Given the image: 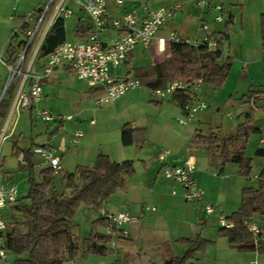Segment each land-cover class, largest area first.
<instances>
[{"label": "crops", "instance_id": "obj_1", "mask_svg": "<svg viewBox=\"0 0 264 264\" xmlns=\"http://www.w3.org/2000/svg\"><path fill=\"white\" fill-rule=\"evenodd\" d=\"M47 2L48 0H22V6L25 8L28 5L26 9L30 11L38 10ZM217 2L220 0H210L202 8L195 0L198 13L196 14L197 24L190 22V17H187L186 25L168 21L159 30L158 36L168 39L172 34H176L191 40L202 36L203 32L199 29L200 24L203 20L212 19L211 16L215 11L213 5ZM107 5L110 13L115 17H122L125 13L136 9L141 19L150 10L159 7L150 5L148 0H123L121 5L116 0H107ZM22 6H12L11 0H0V58L8 61H12L18 54L19 36L15 35V31H18L25 21L22 19L25 17ZM78 8V19L73 22L75 25L73 36L69 37L66 30L67 40H81L75 36V29L79 22L89 19V16L79 6ZM74 12L73 10L72 16ZM230 16L234 17V14L231 12ZM211 30L213 32L223 31L218 26ZM119 34V29L109 26L102 33V39L108 44ZM137 54L145 56L147 61L140 65H133ZM44 63L45 57L40 58L35 63L33 71L39 72ZM147 65L156 64L149 50L142 44H138L123 65L111 66V72L120 77L136 76L134 68ZM1 67L4 66L0 64ZM247 70L245 71L242 65L243 74L247 73ZM0 75L2 76L1 73ZM3 78L2 76V80ZM229 79L230 76L222 90L228 86ZM41 84L43 98L37 106L50 110L57 119L45 122L36 116L35 108L22 109L14 113L9 123V131L13 129V132L0 142V165L5 159L1 152L2 144L17 135V129L23 118H28L30 123L32 144L19 147L28 149L32 146V148L50 146L60 156L64 174L74 172L80 166L94 165L100 154H105L116 162L132 160L135 163V172L127 176L125 185L107 199L101 208L83 206L85 208L83 210H88L89 213L94 211V216H91L86 224L75 220L74 231L78 236H88L92 221L102 216V211L111 214L129 211L138 216L139 220L124 224L128 234L113 240L110 244L114 248L113 253L105 256L91 254L83 258L80 252L74 260L65 264H112L115 259H123L130 264H164L172 257L184 255L188 250V244L183 239L196 234H201L205 239L212 241L203 252L196 255L195 262L198 264H251L253 261L264 264V253L240 252L233 248L228 238L219 232L218 214L207 215L205 213L204 205L207 202L217 203L222 208L225 186L229 185L233 189L236 183L234 184L233 181L226 183L215 178V176L224 174L228 165L221 169V173L213 171L212 175L210 174L212 163L207 146L194 141L197 133L204 134L203 129L200 128L202 120H195L196 116L192 120L191 117L189 122L193 123L192 126H180L186 124L180 122V117L186 113L174 95L162 100L151 94V88L141 85L129 90L113 103L98 105L96 101L103 94L102 88L91 86L85 80L80 79L70 67L56 68L50 76L41 80ZM250 86L249 89H264L255 87L256 85L252 83ZM201 93L200 98L202 99L203 92ZM8 113L7 110L3 115L0 111V129ZM229 114L228 116L232 117V113ZM242 115L241 117H247L245 114ZM254 125L258 127L256 123ZM125 126L142 129L144 135L139 133L137 141H133L131 132L124 130ZM53 128H56V131L51 133ZM76 131L82 132L77 140H75ZM34 136L38 139L35 140ZM143 138L144 141H141ZM260 142L264 145V139ZM165 149L170 150L169 165H180L187 158L195 161L194 177L206 192L204 201L188 202L184 197L182 185L163 175L164 164L159 161L158 155ZM11 150L16 154L15 144L11 146ZM16 155L18 157L19 154ZM34 162L35 169L40 167V172L46 167L39 155L34 154ZM229 168L235 170L234 167ZM228 177L229 174L222 175V178L226 180ZM3 180L8 181V178L4 176L1 181ZM9 180L14 181L12 178ZM238 182L237 197L224 203V208L228 212H234L240 206L241 199L238 198V189H243L246 181ZM258 224L264 226L263 222ZM99 230L108 232L106 227H100Z\"/></svg>", "mask_w": 264, "mask_h": 264}, {"label": "trees", "instance_id": "obj_2", "mask_svg": "<svg viewBox=\"0 0 264 264\" xmlns=\"http://www.w3.org/2000/svg\"><path fill=\"white\" fill-rule=\"evenodd\" d=\"M230 16L228 24L232 22ZM23 27L28 28L27 23ZM91 30L90 19L78 23L75 36L83 41L88 40ZM221 40L229 38V33L222 31ZM261 38L264 46V13L261 15ZM67 40L66 19L59 17L48 31L39 50L38 58H44L55 51ZM166 60L156 65L134 68V72L142 85L149 88L165 87L178 79L191 83L198 78L203 82L223 85L232 69V55L224 56L220 50L211 51L206 46H196L185 40H168L166 44ZM14 61V59L12 60ZM15 86L12 85L2 100L0 111L4 115L10 106V96ZM181 107L186 95L173 94ZM243 101L254 102L264 109V89H250L242 97ZM263 102V103H262ZM262 103V104H261ZM251 114L241 122L235 132L222 135L219 131L209 134L197 133L195 143L207 146L210 162H220L221 169L228 162L238 164V173L250 182L242 189L239 208L227 216L233 227L220 226V234L226 236L229 244L240 252L257 251L264 253V226L258 236L248 230L246 225L254 221L256 216L264 220V163L263 168L251 183L254 157L247 155L250 135L261 129L250 123ZM130 131L133 141L144 130L125 126ZM144 141V138L141 140ZM16 154L23 153L27 160L24 167L29 169V190L26 196L10 205L4 212L8 228L4 236V248L13 256L12 264H65L74 260L81 252L83 258L91 254L105 256L114 252L110 246L118 238V229L105 216L92 221L88 236L79 237L75 216L78 210L101 208L103 203L126 183L127 176L135 172L132 160L113 161L109 156L100 154L92 166H80L74 172L64 175L55 174L50 167H44L40 178L35 176L34 148L22 149L15 143ZM255 156L264 160V145L255 149ZM252 180V181H251ZM112 227L109 232H102L100 227ZM188 244L187 252L182 256L168 259L164 264H198L196 255L203 252L212 241L201 234L183 239ZM112 264H130L123 259H115Z\"/></svg>", "mask_w": 264, "mask_h": 264}, {"label": "built area", "instance_id": "obj_3", "mask_svg": "<svg viewBox=\"0 0 264 264\" xmlns=\"http://www.w3.org/2000/svg\"><path fill=\"white\" fill-rule=\"evenodd\" d=\"M75 2L88 16L91 22V30L88 40L74 41L66 40L54 52L45 57V63L39 72L33 71L39 50L44 39L53 24L59 17L65 19L73 14V8L70 2ZM122 4L123 0H116ZM210 0H197V5L205 7ZM180 7V6H178ZM216 11L215 21L217 23L224 20L228 11L224 4L217 2L213 5ZM176 9H166L158 7L152 9L141 19L136 9L125 13L122 17L113 16L108 8L107 0H56L55 4L49 2L47 6H42L36 10L37 14L31 13L24 23L28 28L21 27L15 31L19 36L22 31L25 35L24 40L17 44L18 54L14 61H8L0 58V64L8 71L4 82L0 75V105L7 95L8 89L15 85L8 116L0 129V142L8 138L13 129L9 131V123L12 115L22 109L35 108L36 116L45 122H52L57 119L48 109L39 108L37 105L43 98V86L41 80L50 76L56 68L70 67L76 75L85 80L91 86L102 88L103 94L97 99L98 105L115 102L121 96L131 89L140 87L142 84L138 77L128 75L124 77L117 76L111 72V66L118 67L123 65L129 55L134 51L138 44L146 47L155 64L166 60V44L168 40L192 43L196 46H206L211 51L220 50L224 53L222 47V33L213 32L209 23L203 20L200 24V30L203 35L193 40L182 38L172 34L168 39L158 36V32L163 28L172 16H175ZM34 23V24H33ZM109 26L119 29L120 34L110 43H104L102 33ZM14 41V37L11 39ZM243 69H248V63L244 62ZM203 79L198 78L191 83L184 82L182 79L168 83L165 87L151 88V94L162 100L175 93H184L187 97L182 106L187 118L190 119L195 113L207 107L206 103L200 98V91L203 85ZM231 115V114H229ZM181 123H186L180 119ZM82 135L81 131L75 132V140ZM34 154L39 155L44 161L46 167H50L55 174L64 175L61 158L55 151L47 145L36 146ZM169 149L163 150L159 155V161L164 164L162 173L166 178L173 179L184 188V197L188 202L204 201L206 192L194 177L196 163L191 158L185 159L180 165H169ZM21 165H27V160L23 153L18 155ZM257 179L258 175L252 177ZM19 199V187L14 181H0V257L8 260L7 251L4 248V236L8 228V222L4 214L5 210ZM154 208V207H153ZM204 211L207 215L218 214L220 226L230 228L233 223L227 219L222 208L214 202H207L204 205ZM102 216L107 217L112 225L118 229V236H126L128 231L124 224L128 222H137L138 216L129 211H121L116 214L102 211ZM248 230L253 236L261 233V226L255 221L246 223ZM108 227L107 231H111ZM10 264V262H8ZM251 264H258L257 261Z\"/></svg>", "mask_w": 264, "mask_h": 264}, {"label": "rangeland", "instance_id": "obj_4", "mask_svg": "<svg viewBox=\"0 0 264 264\" xmlns=\"http://www.w3.org/2000/svg\"><path fill=\"white\" fill-rule=\"evenodd\" d=\"M49 2L55 4L56 0H48L45 4L47 6ZM150 5L164 7L166 9H176L175 16H172L169 21H174V23H179L186 25L188 23L187 17L191 19L190 22L197 24L196 14L197 10L195 8V0H148ZM224 4V7L228 11V14L225 15L222 22L217 23L215 21L216 11H213L211 16L212 19H209L210 29L213 27H220L223 31L229 33V38H224L222 41V47L224 49V56L231 54L233 58V65L230 71V79L228 86L222 90V87L225 85H214L211 82H204L201 87V92H203L202 100L207 103L208 108L203 111H198L192 116L195 120H202L200 128L203 129L204 134H209L212 131H219L222 135L230 134L237 129V126L246 120L242 114L250 113L252 115L250 123L258 125L261 131L253 132L250 135L247 146V155L254 157L253 168L251 177L259 175L262 168L264 160L260 157L255 156V149L257 146L262 145L260 140L264 139V109L259 108L256 104L252 102H246L242 100L244 94L249 92L250 84L256 85L255 87L264 88V51L262 46L261 38V15L264 13V0H220ZM11 5L22 6L19 0H11ZM70 6L73 8L74 15L66 20V30L69 37L73 36V30L75 28L74 21L78 19V5L71 1ZM178 6H181L179 8ZM23 7V6H22ZM28 5L23 9L24 16L22 19L28 18L31 13L37 14L36 9L31 10L26 9ZM158 8V7H157ZM20 10V9H19ZM234 14L232 22L228 24L227 22L230 19V13ZM184 16V17H183ZM189 22V23H190ZM173 23V22H172ZM34 24V23H33ZM25 35L22 31L19 32L18 39L20 41L24 40ZM19 41V42H20ZM40 58L36 59V62ZM147 61L146 57L142 54H137L133 60V65H140ZM244 62L248 63L247 73L242 72V65ZM0 73L4 77L8 75V71L5 67L0 68ZM2 80V83L4 82ZM15 86V85H14ZM14 90L11 91L13 93ZM202 94V93H201ZM263 103V102H262ZM261 103V104H262ZM232 113V117L228 116L229 113ZM180 118L186 121V124L180 125L183 127L192 126L193 123L189 122L186 114H183ZM178 123V122H175ZM31 127L28 122V118H23L17 129V135L11 139L4 141L2 144V155L5 156L2 165H0V181L5 176L9 179L12 178L19 187V197L22 198L27 195L29 190V169L22 166L19 163L17 155L11 150L13 144L17 146L25 147L32 144V139L30 135ZM37 140V136L33 137ZM213 165V167H212ZM210 167V174L212 175L213 171L220 172L221 165L220 162L212 164ZM226 168V174H229L228 179L222 178V175L215 176L216 179L220 181H225L226 183L234 182V188L231 189L229 185L225 186L224 194L222 198V208L224 209L225 215H229L231 212L226 211L224 208V203L227 200H232L237 197V185L239 186L238 181H246L245 186L250 182L244 176H241L238 173V164L234 162H228ZM234 167V171L232 168ZM212 170V171H211ZM221 173V172H220ZM35 176L37 179L40 178V167L35 169ZM252 181V180H251ZM251 183H256L253 181ZM242 188L238 189V198L241 199ZM84 207L78 210L75 220L81 224H86L87 220L91 216H94V211L89 213L88 210H83ZM232 210V209H229ZM89 213V214H87ZM219 218V217H218ZM254 221L257 223H264L259 216L254 218ZM220 225V223H219ZM89 229V225H88ZM81 237V236H79ZM9 257L8 260H4L0 257V264H12L13 256L7 254Z\"/></svg>", "mask_w": 264, "mask_h": 264}, {"label": "water", "instance_id": "obj_5", "mask_svg": "<svg viewBox=\"0 0 264 264\" xmlns=\"http://www.w3.org/2000/svg\"><path fill=\"white\" fill-rule=\"evenodd\" d=\"M54 131H56V128H53V129L51 130V133L54 132Z\"/></svg>", "mask_w": 264, "mask_h": 264}]
</instances>
